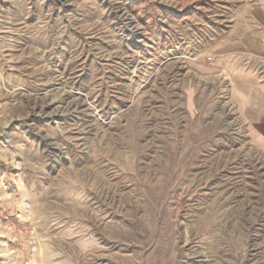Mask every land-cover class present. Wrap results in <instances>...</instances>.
Listing matches in <instances>:
<instances>
[{
    "label": "rangeland",
    "instance_id": "1",
    "mask_svg": "<svg viewBox=\"0 0 264 264\" xmlns=\"http://www.w3.org/2000/svg\"><path fill=\"white\" fill-rule=\"evenodd\" d=\"M263 0H0V264H264Z\"/></svg>",
    "mask_w": 264,
    "mask_h": 264
},
{
    "label": "crops",
    "instance_id": "2",
    "mask_svg": "<svg viewBox=\"0 0 264 264\" xmlns=\"http://www.w3.org/2000/svg\"><path fill=\"white\" fill-rule=\"evenodd\" d=\"M262 8L264 9V0L261 2ZM262 118H264V114L262 116Z\"/></svg>",
    "mask_w": 264,
    "mask_h": 264
}]
</instances>
